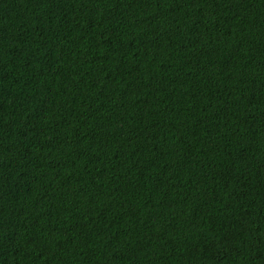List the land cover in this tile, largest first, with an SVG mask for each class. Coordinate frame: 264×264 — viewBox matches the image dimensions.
<instances>
[{
	"label": "trees",
	"instance_id": "trees-1",
	"mask_svg": "<svg viewBox=\"0 0 264 264\" xmlns=\"http://www.w3.org/2000/svg\"><path fill=\"white\" fill-rule=\"evenodd\" d=\"M0 264H264V0H0Z\"/></svg>",
	"mask_w": 264,
	"mask_h": 264
}]
</instances>
